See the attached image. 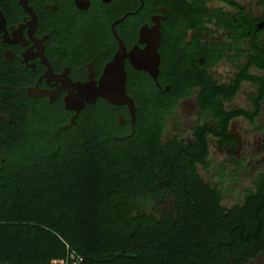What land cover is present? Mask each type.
<instances>
[{
    "label": "flooded vegetation",
    "instance_id": "1",
    "mask_svg": "<svg viewBox=\"0 0 264 264\" xmlns=\"http://www.w3.org/2000/svg\"><path fill=\"white\" fill-rule=\"evenodd\" d=\"M157 34V71L134 67L138 59L147 60ZM116 54L122 58L134 117L127 105L101 96L78 112L67 108L66 97L77 94L76 85L98 84ZM174 56L176 75L166 67ZM186 81H210L221 111L240 112L229 118L224 132L207 134L206 140L208 156L216 151L223 157L215 163L214 177L246 182L239 199L225 207L249 208L252 193L264 182V0H0V191L10 174L4 169L10 151L42 140L72 142L73 130L94 116L102 128L92 136L89 129L83 132L86 141L138 137L149 127V104L155 101L164 123L160 142H195L198 127L218 128L219 121L198 103L201 85L183 95ZM174 85L176 91L169 94ZM179 109L186 129L164 139L163 130ZM155 189L128 205L129 215H141L140 224L150 228L174 223L177 216L174 194L160 182ZM260 256L264 252L244 264Z\"/></svg>",
    "mask_w": 264,
    "mask_h": 264
},
{
    "label": "trees",
    "instance_id": "2",
    "mask_svg": "<svg viewBox=\"0 0 264 264\" xmlns=\"http://www.w3.org/2000/svg\"><path fill=\"white\" fill-rule=\"evenodd\" d=\"M166 67L172 75L180 72L176 56ZM196 85L202 86L198 103L213 111L219 127H198L191 144L160 142L164 123L154 101L149 127L138 137L86 141L83 132L92 136L102 128L96 115L73 130L72 142L42 140L10 151L4 163L10 174L0 191V262L45 264L74 252L79 264H244L264 252V182L249 208L225 207L222 189L197 172V165L210 166L206 135H220L240 112L221 111L210 81L184 82L183 95ZM157 182L174 194L177 216L150 228L140 224L141 215H129L128 205L156 193Z\"/></svg>",
    "mask_w": 264,
    "mask_h": 264
},
{
    "label": "water",
    "instance_id": "3",
    "mask_svg": "<svg viewBox=\"0 0 264 264\" xmlns=\"http://www.w3.org/2000/svg\"><path fill=\"white\" fill-rule=\"evenodd\" d=\"M157 45L158 34L155 36L152 45L146 50V53L148 54L147 60L138 59V64H134V67L148 70L150 72H152L153 69L157 71V64L159 61V54L156 50ZM150 62H152L153 65L149 64ZM125 81L126 74L123 68L122 58L119 54H116L113 60L105 66L104 74L99 79L98 84L93 81L77 84V94L72 95L71 97H66L65 105L67 108L78 112L85 103H93L98 96H101L111 104L127 105L131 116L134 117V101L126 93Z\"/></svg>",
    "mask_w": 264,
    "mask_h": 264
},
{
    "label": "rangeland",
    "instance_id": "4",
    "mask_svg": "<svg viewBox=\"0 0 264 264\" xmlns=\"http://www.w3.org/2000/svg\"><path fill=\"white\" fill-rule=\"evenodd\" d=\"M176 118H172L168 121L167 126L165 127V129L163 130V138H167L172 136V134L175 133H183L186 129L185 126V117L183 116V114L181 113L180 109L176 111ZM192 119L194 120L195 116L194 113L191 114ZM215 149L211 148V151H213ZM209 161H210V167L208 168V170L205 172L201 166H198V172L200 173V175L202 176V178L207 181L208 183H210L213 186H219V178L214 177L213 173L215 171V163L220 162L223 157L221 154H219L218 152H214L212 154L209 155L208 157ZM223 183L222 185H220L219 187L222 189V205L224 206H229L231 205L233 202H235L236 200L239 199L240 194H241V188L243 186H245V181H243V179L240 177L239 179V184L237 183H229L227 178H223L222 179ZM221 181V180H220ZM237 188H240L237 190ZM231 190H233L235 192L234 195L231 194ZM251 264H264V256H260L257 260L253 261Z\"/></svg>",
    "mask_w": 264,
    "mask_h": 264
},
{
    "label": "built area",
    "instance_id": "5",
    "mask_svg": "<svg viewBox=\"0 0 264 264\" xmlns=\"http://www.w3.org/2000/svg\"><path fill=\"white\" fill-rule=\"evenodd\" d=\"M82 258L75 254L74 252H71L68 257H66L63 260H58V261H52L50 263H45V264H79ZM0 264H15V263H10V262H0Z\"/></svg>",
    "mask_w": 264,
    "mask_h": 264
}]
</instances>
